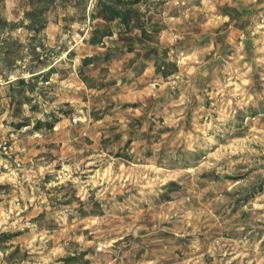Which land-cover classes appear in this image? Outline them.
<instances>
[{
    "label": "rangeland",
    "instance_id": "374dc122",
    "mask_svg": "<svg viewBox=\"0 0 264 264\" xmlns=\"http://www.w3.org/2000/svg\"><path fill=\"white\" fill-rule=\"evenodd\" d=\"M99 1L0 3V264H264V0Z\"/></svg>",
    "mask_w": 264,
    "mask_h": 264
},
{
    "label": "trees",
    "instance_id": "16d2710c",
    "mask_svg": "<svg viewBox=\"0 0 264 264\" xmlns=\"http://www.w3.org/2000/svg\"><path fill=\"white\" fill-rule=\"evenodd\" d=\"M4 0H0V3H3ZM139 0H100L98 3V13L97 18L105 23L113 22L118 20L120 25L126 28V31L139 30L142 34H145L143 25L136 19L137 8L135 7L138 4ZM36 14V9L25 12L24 16L26 19L31 20L33 15ZM0 24L3 27H6L7 30H12L16 28V23H10L5 20H0ZM99 29H95L91 35L89 44L96 45L101 43L102 38L107 36L105 33L96 37L99 33ZM89 61V58L82 60L83 64H86ZM168 65H157L154 64L155 73L161 77H167L170 73L166 72V67ZM170 66V65H169ZM19 84H24L23 79L17 81ZM6 187L0 185V190L5 189ZM10 238V235L2 233L0 235V244L5 243L6 240ZM2 246V245H0ZM2 249V248H1ZM65 264H88V260L83 259V254H74L68 256L63 260Z\"/></svg>",
    "mask_w": 264,
    "mask_h": 264
},
{
    "label": "built area",
    "instance_id": "2783aa9c",
    "mask_svg": "<svg viewBox=\"0 0 264 264\" xmlns=\"http://www.w3.org/2000/svg\"><path fill=\"white\" fill-rule=\"evenodd\" d=\"M73 122H76V119H73Z\"/></svg>",
    "mask_w": 264,
    "mask_h": 264
}]
</instances>
